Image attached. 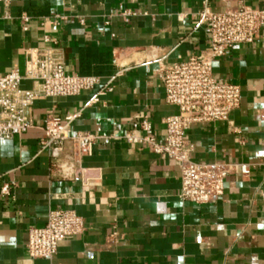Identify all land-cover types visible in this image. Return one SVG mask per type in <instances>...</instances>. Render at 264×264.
<instances>
[{"label":"crops","instance_id":"obj_1","mask_svg":"<svg viewBox=\"0 0 264 264\" xmlns=\"http://www.w3.org/2000/svg\"><path fill=\"white\" fill-rule=\"evenodd\" d=\"M238 1L264 10V0L0 2L2 74L15 68L24 74L29 50L52 47L67 72L100 80L77 95L37 97L29 109L33 126L0 141V264H264V25L253 43L237 44L214 62L217 81L241 88L231 122L198 123L185 132L196 162L239 166L225 178L222 198L183 200L180 163L125 139L97 140L82 157L84 175L71 179L51 172L42 149L46 119L77 112L72 133L121 136L147 117L162 139L165 118L178 108L155 75L158 60L186 61L207 50L210 30L198 13ZM124 10L136 14L126 17ZM23 13L31 17L27 31ZM56 14L68 18L42 25ZM107 83L113 91L89 104ZM21 85L35 87L29 79ZM52 208L75 211L86 230L62 241L53 259L33 258L29 230L45 226Z\"/></svg>","mask_w":264,"mask_h":264},{"label":"built area","instance_id":"obj_2","mask_svg":"<svg viewBox=\"0 0 264 264\" xmlns=\"http://www.w3.org/2000/svg\"><path fill=\"white\" fill-rule=\"evenodd\" d=\"M0 2L9 6L11 0ZM135 14L130 10L121 12L126 17ZM67 18L66 15L56 14L43 20L42 25L50 23L59 26ZM30 19L26 13L21 15L24 31L28 30ZM198 19L210 30L209 48L186 61L158 60L155 75L165 86L166 101L178 108V113L165 118L166 133L163 138H159L147 117L140 120L138 130L127 131L121 136L72 133L71 124L81 112L64 118L48 117L43 125L45 138L42 149L50 154L53 174L64 179L83 176L85 168L81 163L82 157L92 154L97 140L105 137L125 139L129 144L153 153L166 154L180 163L183 200L205 204L223 197L225 178L237 172L239 166L225 161L196 162L193 160L194 145L185 137V132L198 123L231 122L232 112L240 106L241 88L231 82L217 81L213 76L214 62L233 46L255 41L264 25V10L238 1L237 5L221 12L205 6L198 13ZM45 41L54 39L45 36ZM25 79L32 80L35 87L23 88L21 84ZM99 83L97 76L67 72L55 48L29 50L24 74L17 68L7 74L0 72V141L20 136L33 126L29 109L37 97L77 95ZM113 89L110 83L105 84L89 104L100 102V97ZM68 148L70 152H67ZM8 189L5 186L3 193H7ZM85 230L84 219L75 211L52 208L45 226L30 228L28 253L33 258L53 259L62 241L78 236ZM116 240L114 233L110 242Z\"/></svg>","mask_w":264,"mask_h":264}]
</instances>
